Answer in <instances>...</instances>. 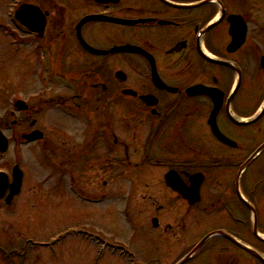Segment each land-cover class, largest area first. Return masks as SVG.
Returning <instances> with one entry per match:
<instances>
[{
  "label": "flooded vegetation",
  "instance_id": "1",
  "mask_svg": "<svg viewBox=\"0 0 264 264\" xmlns=\"http://www.w3.org/2000/svg\"><path fill=\"white\" fill-rule=\"evenodd\" d=\"M70 4L79 17L67 32L57 24L63 10L51 18L41 9L47 26L30 52L40 60L38 76L68 92L49 101L57 118L45 127L28 105L10 112L5 125L28 124L25 134L38 130L40 143L55 144L58 176L76 182L73 192L84 194L78 181L90 183L96 173L108 177L97 185L104 189L112 176L131 178L133 193L153 189L141 199L154 210V236L146 240L160 256L147 260L130 243H108L120 250L113 258L121 263L264 264V0ZM92 14L131 21L81 27L100 54L84 49L75 33ZM124 46L138 51L117 52ZM196 86L203 94H188ZM46 128L55 139H47ZM122 130L139 131L133 167L154 169L151 185L140 186L141 169L124 175L129 144Z\"/></svg>",
  "mask_w": 264,
  "mask_h": 264
},
{
  "label": "rangeland",
  "instance_id": "2",
  "mask_svg": "<svg viewBox=\"0 0 264 264\" xmlns=\"http://www.w3.org/2000/svg\"><path fill=\"white\" fill-rule=\"evenodd\" d=\"M58 1H61L63 7H56L54 12L60 15L63 10V21L60 22L56 18L57 24L66 26L67 32V27L73 25L79 16L73 11L71 0ZM31 2L38 3L39 0H0V128L10 140L8 152L0 157V170L9 174L13 165L17 164L24 173L21 197L14 201L11 208H4L0 204V264H123L119 259L108 256L109 252L102 254L101 259L95 260L96 248L83 239L84 232L87 235H101L109 240L130 243L145 259H154L160 255L146 240L154 236L153 232H149L154 210L144 203L147 202L146 198L141 199V195L152 194L151 187L133 193L130 188L131 178L115 179L112 176L113 181L109 189H104L97 185L108 177H101L100 173H96L90 183L81 180L78 182L90 199H107L97 205L82 202L77 194L72 193L76 189V182L71 183L69 178L62 180L58 176L55 144L52 147L48 143L45 145L39 142L27 145L23 143L21 136L29 129L28 124L22 123L16 128L5 125V122H10V112L18 114L13 106L15 101L22 100L36 112L32 118L47 127L52 119L57 118V113L52 112L55 101H49L57 100L60 94L68 93L63 91L59 82H46L38 76L40 60L30 53L36 45L33 37L30 39L19 31L13 36V33L9 32L13 29L8 17L10 8ZM65 2H68L69 7ZM45 8L49 9L47 6ZM53 17L54 13H51V18ZM51 22L50 19L48 27ZM11 38L15 41V46ZM70 57L74 58L75 54L71 53ZM40 107L43 111H40ZM46 132L47 139H55L54 129L46 128ZM115 132L118 134L119 130ZM200 132H203V128ZM196 134L201 135L198 132ZM120 136L129 144V165L126 170L129 172L124 175L132 176V173L141 169L143 184L140 186L151 185L156 179L153 173L155 170L133 167L138 161V155L137 145L132 141H138L139 131L122 130ZM161 200L164 201L162 198ZM129 201V209L125 210L124 203ZM59 233L64 235L65 239L55 243L52 248L36 244L48 243L51 246ZM1 249L7 255L11 250H16V253L7 257Z\"/></svg>",
  "mask_w": 264,
  "mask_h": 264
},
{
  "label": "water",
  "instance_id": "3",
  "mask_svg": "<svg viewBox=\"0 0 264 264\" xmlns=\"http://www.w3.org/2000/svg\"><path fill=\"white\" fill-rule=\"evenodd\" d=\"M99 2H105V0H99ZM38 16L40 17L39 11L37 9L25 6V7H22L20 11L18 12L17 18L20 21V23L26 27L33 26L37 28L42 24V26L40 27L42 29L44 26V21H40ZM85 20L87 21L105 20V18L89 17ZM85 20H83V22H86ZM82 23L79 24V27L81 26ZM123 50H127V51L135 50L136 51V49L129 48V47L124 48ZM190 91H193L191 95H202L203 94L202 87H195V88L190 89ZM16 106L19 110L26 109L24 103L20 101L17 102ZM213 132L216 134V130L213 129ZM41 137L42 135L40 133L34 132L32 134L24 136L23 138L27 142L31 143V142H34L35 140L41 139ZM7 149H8V141L6 137L0 131V155H3L7 151ZM167 177H168L167 181L169 182V178H171V175ZM11 178H12V182H9L8 176L5 173L0 172V201H3L5 206H10L13 199L19 196L21 192L22 183H23V172L19 169L18 166L13 167ZM178 190L184 194V191H182L181 189H178ZM189 258L190 256L186 260H188Z\"/></svg>",
  "mask_w": 264,
  "mask_h": 264
}]
</instances>
